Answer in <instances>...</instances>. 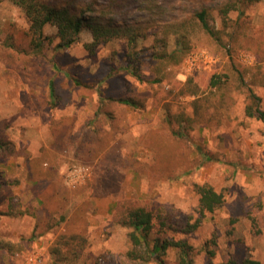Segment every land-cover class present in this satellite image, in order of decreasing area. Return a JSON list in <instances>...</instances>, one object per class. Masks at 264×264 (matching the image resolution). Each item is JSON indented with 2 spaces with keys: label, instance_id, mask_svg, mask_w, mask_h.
I'll list each match as a JSON object with an SVG mask.
<instances>
[{
  "label": "rangeland",
  "instance_id": "rangeland-1",
  "mask_svg": "<svg viewBox=\"0 0 264 264\" xmlns=\"http://www.w3.org/2000/svg\"><path fill=\"white\" fill-rule=\"evenodd\" d=\"M51 1L95 2L111 8L116 22L143 23L145 36L138 45L143 49V80L124 69L127 40L90 53L85 45L93 41L92 33L85 30L77 44L59 49L57 29L47 25L49 39L36 51L23 10L12 0H0V123H7L8 139L33 159L39 175L50 170L53 175L35 195L23 158L0 160V239L15 243L17 250L0 248V264H139L126 257L134 248L132 229L120 224L126 210L136 207L155 216L152 245L155 239L186 240L193 247L194 264L246 258L264 264V124L245 114L250 88L264 109V3L223 20L217 10L222 0ZM203 9H208L220 41L196 17ZM182 35L189 52L179 65L172 61L162 66L168 78L157 83L150 62L153 51L147 48L173 52ZM164 38L167 44L161 48ZM220 79L221 88L213 87ZM51 81L56 98L50 94ZM107 95L139 97L144 108L116 105L110 109L114 120L100 113L115 138L91 165L75 157L74 141L63 154L55 151L53 129L67 125L71 138L80 141ZM184 129L185 137L178 138L176 132ZM147 137L169 145L160 177L149 171L153 169L135 172L130 166L131 153L154 165ZM199 148L212 160L206 162ZM203 184L224 196V206L214 213L200 212L196 185ZM86 201L93 203L88 215H75ZM63 215L69 222L58 225ZM161 219L200 225L185 235L161 227ZM84 232L88 242L82 248L76 235ZM164 259L178 264L177 250H168Z\"/></svg>",
  "mask_w": 264,
  "mask_h": 264
},
{
  "label": "trees",
  "instance_id": "trees-1",
  "mask_svg": "<svg viewBox=\"0 0 264 264\" xmlns=\"http://www.w3.org/2000/svg\"><path fill=\"white\" fill-rule=\"evenodd\" d=\"M13 3L23 10L29 23H30V38L31 46L34 50L40 51L49 37L45 36L44 28L47 25H51L57 29L56 37L59 39V49H68L77 44L80 40V36L85 30H90L92 33L93 41L85 45V48L94 53L101 45L113 42L115 40L125 39L129 44V51L126 55V67L124 68L128 74L135 79L142 81L143 76L141 68L143 66L140 59V52L138 45L143 40V23L128 24L126 22H116L114 18L110 16L111 12L108 6L99 5L95 2L91 4L75 5L74 3L66 5L55 3L51 0H12ZM264 3V0H222L218 5L219 15L226 20L230 13L239 12L241 8L249 7L254 4ZM196 17L201 23L204 31L217 41H220L219 30L212 27L208 20V9H203L196 13ZM181 40L178 41L177 47L173 52H157L156 46L147 48V50L153 51L150 56V62L153 64V72L157 74L155 79L157 83H163L167 80L168 76L165 71L162 70V66L167 63L174 62V66L179 65L187 53L189 47L184 42V35ZM51 39V38H50ZM52 40V39H51ZM161 48L166 47V39H162ZM187 47H186V46ZM221 79L219 81H213V87L221 88ZM50 94L53 98L57 96V87L55 81H51ZM130 89V84L128 85ZM143 99L139 97H115L113 95H107L101 100V103L97 109L99 117L90 123V129L85 130L82 134L80 141H76L71 138V130L69 126L64 125L60 129H53L55 133V143L53 149L59 153H64L71 143L74 141L77 147L76 156L85 162V164L91 165L96 159L103 156L109 149L115 138V135L111 130L105 128V121L100 116V113L105 114L108 118L114 120L113 112L110 110L116 105L122 107L140 109L144 108ZM199 99H196L193 104H198ZM262 99L258 97L254 91L250 88L248 103L245 106V114L250 118H254L264 124V109L261 104ZM53 106L57 103L53 102ZM52 106V107H53ZM197 109V108H196ZM198 111V109H197ZM115 114V112H114ZM116 115V114H115ZM198 115V114H196ZM202 118V116L198 115ZM100 122L101 125L93 127L94 124ZM8 127L7 123H0V160L7 161L11 158H23L26 163V168L29 171V179L35 182L34 192L35 195H39L40 191L51 183L52 176L49 171H46L40 175L33 168V159L29 155H25V152L18 150L16 146L8 139L5 129ZM72 127V126H71ZM178 138L185 137L184 131L176 132ZM175 134L171 133L168 138L172 140ZM147 137V142H151V146L148 145L155 155L154 165H145L137 157L135 153H131L129 156L130 166L135 172H146L149 169L155 176L160 177V174L166 168V161L168 160L167 147L169 145L163 144L161 139H153ZM200 154L204 156L205 161L212 160L209 153L199 148ZM147 168V169H146ZM52 172L53 168H52ZM0 174V190H2L4 183ZM196 190L199 195V209L201 214L214 213L224 206L225 199L223 194L218 193L212 186L208 184L196 185ZM87 206H83L81 209L78 207L75 215L80 217H86L89 209L93 207L91 201H86ZM80 209V210H79ZM47 215H52L48 207L43 209ZM79 210V212H78ZM155 216L153 212L147 210L145 207L129 208L124 213L121 223L123 227L132 229L130 233V239L134 248L126 254V257L139 264H150L152 261H157L156 264H167L164 256L168 250L174 249L178 252V264H194L192 259L193 247L186 240L175 239H155L150 240L151 232L153 231ZM69 217L63 215L57 224H67ZM161 227H167L169 230L179 234H192L199 228V221L191 223L190 220L186 223H174L167 224L165 220H160ZM76 237L82 238V248L85 243L88 242L86 232L76 235ZM15 243L0 239V248H3L11 253L16 252L14 249ZM83 251V250H82ZM213 264V263H209ZM218 264H261V262L246 258L242 261L230 259Z\"/></svg>",
  "mask_w": 264,
  "mask_h": 264
}]
</instances>
